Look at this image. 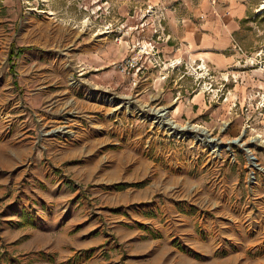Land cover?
Returning <instances> with one entry per match:
<instances>
[{"label":"crops","instance_id":"obj_1","mask_svg":"<svg viewBox=\"0 0 264 264\" xmlns=\"http://www.w3.org/2000/svg\"><path fill=\"white\" fill-rule=\"evenodd\" d=\"M144 3L166 10L168 38L154 41L164 62L203 59L236 81L227 84L226 100L211 102L183 68L168 70V82L151 69L137 96L162 104L176 99V118L208 126L225 117L235 101L230 130L235 133L249 92L264 89V73L243 64L244 54L264 48V33L255 20L260 12L247 0H119L115 16L122 21L131 5ZM86 29L93 27L79 30ZM102 39L94 43L96 51L90 50L93 45L87 51L83 47L77 59L102 68L100 79L124 88L127 76L110 65L129 51L112 38ZM51 56L46 55L50 71L36 60L41 71L25 72L34 87L19 93L22 107L14 101L17 93H0L11 126L8 133L0 121V264H264V189L255 188L252 196L246 192V203L226 193L216 210L213 204L202 205L191 198L192 181L213 175L215 168H204L187 147L171 146L136 120L108 116L107 111L122 112L118 105L108 110L97 94L65 88V68ZM150 79L154 93L146 89ZM31 111L51 122L74 113L76 135L44 142V151L34 139ZM251 116L264 135V112ZM125 181L143 183L115 186Z\"/></svg>","mask_w":264,"mask_h":264},{"label":"rangeland","instance_id":"obj_2","mask_svg":"<svg viewBox=\"0 0 264 264\" xmlns=\"http://www.w3.org/2000/svg\"><path fill=\"white\" fill-rule=\"evenodd\" d=\"M118 1L119 0H109V4L103 6L104 4L102 3L105 1L101 2V0H0V93H17V95L14 96V101L15 99L18 101V108L22 107L23 103L19 97V93H24L23 89L25 88L29 90L30 87H34V81L26 82L25 72L29 70L32 74L35 73V70L38 72L41 71V69H37L38 63H36V60L39 61V64H44L42 70L46 69L50 71L51 65H49L50 61L46 59V55H54L53 63H59V65L65 68L66 72L63 77L64 80L62 79L65 88H78L81 90V93H91L90 95L96 97L98 95L101 99L102 105L108 108V110L112 109L120 98H122L123 105H120L122 107L118 108V111L122 110V112L115 114L113 111H107L108 116L115 118L117 121H120L121 119L129 120L130 122L131 120H136L144 125L148 132L156 134L161 139H164L162 133L158 132L155 127L151 126L150 121L146 119L143 120L137 115V113H134L136 108L135 105L142 102L141 105L151 104L155 106H167L169 115L176 118L173 114V106L176 103V99H173L171 104L155 103L156 100H152L151 98L142 100L137 96V93H139L138 90H140L139 85L142 83L141 79L136 84H132V79L127 77L125 87L121 88L118 84L100 79L99 74L102 72V68L91 66L83 59H77L76 55L78 52L83 51V47L85 48L87 46L88 48L89 45H93V48H90V50L96 51L98 45L94 43L101 41L100 37H103V39L112 38L117 43L125 45L127 51H129L128 47L138 39L143 40L144 43L147 36L152 32L153 22L155 25L161 23L162 27L165 26L164 21L166 19V10H164V7L162 6H157L159 8H154L153 15L162 14L164 19L159 22L157 17L151 16V18L149 17L150 19L147 18L145 23H148L149 25L145 26L144 32H139L135 26H139L140 22L143 23L145 21V16H143L145 13L143 12L147 7L146 3L137 8L134 7L135 4L131 5L129 12L124 14L122 21H120V19L115 16V9ZM247 2L251 6V9L260 12V16L262 17L256 18L255 20L260 22L258 24L259 30H262V33H264V0H247ZM104 7H106V10L102 12ZM139 7L141 8L140 10ZM83 25L92 26L93 30H79ZM92 31L95 32L94 35H92ZM239 46L242 48L241 45ZM87 50L88 49L85 48L84 51ZM259 50L262 51V57L264 58V48L260 47L256 51ZM66 51L69 52V54H67ZM256 51H254V53ZM35 52L37 55H35ZM38 54H43V57L41 56L42 58H39ZM71 57H74V60H72ZM110 67L115 69L112 64ZM246 67H249L248 64H246ZM56 80L59 81L57 78ZM149 82H151L150 87L146 89L148 91L150 90L149 93H154L153 79H150ZM166 82H168V79H166ZM161 83L159 84L161 85ZM219 83L221 84V80H219ZM219 83H213V87H217ZM25 84L28 85L25 86ZM54 84L56 83L54 82ZM188 84L190 85V83ZM192 86L194 85L192 84ZM56 88L57 87H54L53 89ZM230 90L231 87L225 85L221 89V93H231ZM262 90H256V92L251 91L249 93L255 94ZM162 92L163 89L159 91V93ZM129 98L132 102L128 103V105L126 104L127 107H125V102L123 100L128 101ZM218 99L223 101L221 97ZM214 100L215 99H212L211 102ZM138 106L139 105H137V107ZM252 112L259 116L256 114L255 110L249 112L251 124ZM30 115L34 118V124L36 123L34 139H37L38 142H42L41 148L44 151L46 149L45 143L47 141L52 139L65 140L76 135V127L72 120V118H74V113H64L61 117L62 120L58 122H51L48 119L39 116L34 111H31ZM234 115L235 114H233V116ZM233 116H230L227 113L225 117L217 118L212 126H208L203 122L199 123H203L206 127L215 132L219 130L218 126L220 127L221 120H227V118L231 119V124L228 127L229 129L219 133L222 137H228L236 135L242 125L241 123V125L238 126L235 133H231L230 130L233 127ZM8 119L9 116L5 115L0 104V121H3L5 124V130H8L7 132L11 133V126L7 125L9 121ZM244 119L245 116L243 114V120ZM187 120L198 122L192 119ZM63 124L67 125L66 127L72 131L70 134H45L50 126ZM252 126L254 127L255 132H249L248 136L260 133L264 138V135L257 130L253 124ZM55 130L56 129H52V131ZM223 134L228 136H224ZM246 141H248V139H246ZM168 142L171 146L181 145L187 147L192 152L193 156H191L194 159L197 156L199 157L198 159L201 160L204 168L210 167V165L215 168L213 175L204 176L202 179L192 181L190 191H192L191 193L193 194L191 195V198L198 199L202 205L213 204L212 211L216 210V204H219L220 200L224 199L226 193L232 201L235 200L236 203H242L245 201L246 203V192L248 193L247 186L245 185L247 168L245 166L243 151L237 150L236 163L231 164L224 161L221 163L219 162L220 164L218 163L214 166L207 162L204 153L190 146L192 144L191 140H187L184 143H176L172 140ZM222 157L226 158L225 152L222 153ZM157 160L158 159L156 158L155 161ZM123 170L126 169L123 167L122 171ZM127 170H129V168ZM95 172L96 171H93L92 175L95 174ZM260 179L261 181H258L254 188L264 189V175H261ZM142 183V181L134 183L125 181L123 183L115 184V186L121 188L129 185H140ZM210 188L211 190H209ZM172 191L181 195V191H175L174 188L171 192ZM212 200L214 202L210 203Z\"/></svg>","mask_w":264,"mask_h":264},{"label":"built area","instance_id":"obj_3","mask_svg":"<svg viewBox=\"0 0 264 264\" xmlns=\"http://www.w3.org/2000/svg\"><path fill=\"white\" fill-rule=\"evenodd\" d=\"M154 10V7L151 5H148L146 7L143 12L145 13L143 14V16H145V21L143 23L140 22V27L138 25L135 26V28H137L139 32H144L145 26L149 25L145 22L147 18L153 15ZM153 17H157V20L159 22L160 20L164 19V16L162 14L153 15ZM162 37L166 39L168 38V36L165 34V28L162 27L161 23L155 25V23L153 22L152 32L149 36H147V39L144 41V43L143 40L138 39L135 43L130 45L128 47L129 53L120 60L113 62V67L116 71L120 72L121 74L130 77L132 79V84H136L140 79L145 80L147 72L151 69L157 70L158 73H156V78L158 80L163 81L169 77L168 70L180 71L181 68H183L186 73H189L190 76L197 80L195 86L198 88V90H201L203 93H206L207 98L212 100L221 97L223 101L227 99L228 93H221V89L229 82L236 81V78L233 75L228 73H221L214 70L212 66L203 59H198L197 61L193 60L192 62H184L181 60L173 59L164 62L154 43L155 40H158ZM233 47L234 49L242 53L244 52L237 43H234ZM262 56L263 53L261 50L256 51L255 53H251V56L250 54H244L243 64H248L251 72L254 71L257 73L258 71L259 73H264V58ZM219 80H221V84L219 83ZM213 83L219 84L217 87H213ZM262 91H258L255 94H250L246 98V103L242 108L245 119L243 120L242 125L240 126V130L236 135L228 136L223 134L224 136L228 137H222L219 134L220 132L229 129L228 127L231 124V119L228 118L227 120H221V125L220 127L218 126L219 130L213 132L214 130L209 129L203 123L194 122L187 119L178 120L174 117H171L168 113L167 106H155L147 104L148 106L146 108L141 109L137 107L138 104H142V102H140L135 105L136 108L134 113H137V115L140 116L141 119H146L150 121L151 126L155 127L158 132H161L164 139L168 141L172 140L176 143H184L187 140H191L192 144L190 146L204 153V157L206 158L207 162L213 164L214 166H216L219 162L221 163L224 161H227L231 164L236 163L237 150L242 151L241 148L243 141L249 138L248 142L246 143V146L248 147V152L247 154H245V152L243 151V154L245 158V166L247 168L245 185L247 186V191L249 195L252 196L255 190V184H257L258 181L260 182V176L264 175V138L260 133H256L255 135L258 134L261 136L257 139L260 141L258 142L256 139L254 140L255 135L248 136L249 132H255V129L250 121L249 112L255 110L256 114H258L259 116L263 114L264 91ZM119 101H122V98H120ZM123 101L125 102V107H127L126 104L128 105V103L132 102L130 98L128 101ZM152 108L162 109L163 111H166V119L170 123L164 124L163 126L156 124L154 121V115L151 111ZM236 113L237 104L234 101L231 104V107L228 111V115L233 116V114ZM176 123H178L180 126H184V129H181L179 126L171 127V125H175ZM9 124L10 122H8L7 125L9 126ZM195 124H198L200 128L188 127L190 125ZM66 126L67 125L64 124L50 126V128L45 134H70L72 131H70V129ZM54 128L57 129L55 131H51ZM203 129H208L209 133H202L200 130ZM235 137H239L241 140L233 141ZM211 138L216 139H214V141H209V139ZM223 152H225L226 158L222 157ZM210 156H213L214 161L209 160Z\"/></svg>","mask_w":264,"mask_h":264},{"label":"bare ground","instance_id":"obj_4","mask_svg":"<svg viewBox=\"0 0 264 264\" xmlns=\"http://www.w3.org/2000/svg\"><path fill=\"white\" fill-rule=\"evenodd\" d=\"M116 105H118V107L117 108H120V107H122V106H120V105H123L122 104V101H119V103L118 104H116ZM115 105V106H116ZM139 106V108H146L148 105H141V104H138ZM127 106V105H126ZM150 109V108H149ZM151 111H152V113H153V115H154V121H155V123L156 124H158V125H160V126H163L164 124H169L170 122L169 121H167V119H166V111H163L162 109H154V108H152L151 109ZM68 121V120H67ZM175 126H179L181 129H184V126H180L178 123H176L175 125H171V127H175ZM189 128H195V127H199L200 128V126H198V124H195V125H190V126H188ZM54 129H57V128H54ZM52 131V130H51ZM202 133H205V134H208L209 133V131H208V129H203V130H200ZM259 137H261L260 135H255L254 136V140L256 139H258ZM214 139H216V138H211V139H209V141H214ZM249 139V138H248ZM241 139L239 138V137H235L234 139H233V141H240ZM232 141V140H231ZM250 141V140H249ZM258 142H260L259 140H257ZM248 141H246V140H244L243 141V143H242V148H241V150L242 151H244L245 152V154H247V152H248V147L246 146V143H247ZM209 160L210 161H214L213 160V156H210V158H209Z\"/></svg>","mask_w":264,"mask_h":264}]
</instances>
